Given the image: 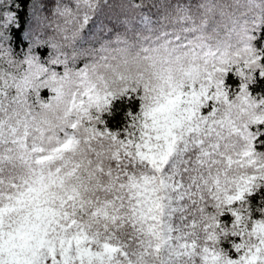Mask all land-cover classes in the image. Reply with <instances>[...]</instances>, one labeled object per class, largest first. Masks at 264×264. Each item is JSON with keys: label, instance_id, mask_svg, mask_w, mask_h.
<instances>
[{"label": "clouds", "instance_id": "clouds-1", "mask_svg": "<svg viewBox=\"0 0 264 264\" xmlns=\"http://www.w3.org/2000/svg\"><path fill=\"white\" fill-rule=\"evenodd\" d=\"M25 19L47 70L0 60V155L23 153L33 189L3 229L31 251H11L264 264V0H47Z\"/></svg>", "mask_w": 264, "mask_h": 264}, {"label": "snow or ice", "instance_id": "snow-or-ice-1", "mask_svg": "<svg viewBox=\"0 0 264 264\" xmlns=\"http://www.w3.org/2000/svg\"><path fill=\"white\" fill-rule=\"evenodd\" d=\"M18 3L24 9L23 12L11 7L7 11L0 12V60L7 61L9 64H23L28 66L30 70L37 68L46 71L45 57L48 53V46L41 42L36 30L25 18L46 19L47 0H40L39 6L32 0H18ZM12 76L11 73L0 74V85H2L0 95H7L4 89L11 86L8 83V78ZM13 83L19 89L22 84L28 83V78L26 76L20 83H16L13 79ZM2 127L3 122H0V129ZM12 131L14 132L15 129ZM0 142H9L4 140L2 131H0ZM10 142L17 143L16 140ZM23 147L24 145H20V148ZM23 162H25L23 153L16 156L0 155V264H41V257L36 252L21 256L11 251L12 248L16 247L31 251L30 241L35 239L31 230L24 231L23 225H19L7 233V240L3 239L6 221L24 206L23 202L28 193L33 191L31 181L18 173L19 163ZM13 241H17V243H13ZM103 250V253H93L89 249L78 248L77 258L82 260L83 257H88V264H92V257L95 256L100 264H103V255L114 253L116 249L105 244ZM48 251L49 255L52 256V264H57L55 251L52 248H49ZM67 252L68 249L61 252V257L64 258L62 264H68ZM3 253H7V256L5 257Z\"/></svg>", "mask_w": 264, "mask_h": 264}]
</instances>
